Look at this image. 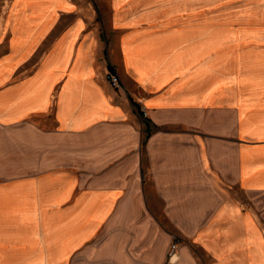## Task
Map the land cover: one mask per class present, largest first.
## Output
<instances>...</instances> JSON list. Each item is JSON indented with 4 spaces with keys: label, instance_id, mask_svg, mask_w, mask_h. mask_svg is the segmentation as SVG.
<instances>
[{
    "label": "crops",
    "instance_id": "obj_1",
    "mask_svg": "<svg viewBox=\"0 0 264 264\" xmlns=\"http://www.w3.org/2000/svg\"><path fill=\"white\" fill-rule=\"evenodd\" d=\"M104 1L10 0L0 264H264V22Z\"/></svg>",
    "mask_w": 264,
    "mask_h": 264
},
{
    "label": "rangeland",
    "instance_id": "obj_2",
    "mask_svg": "<svg viewBox=\"0 0 264 264\" xmlns=\"http://www.w3.org/2000/svg\"><path fill=\"white\" fill-rule=\"evenodd\" d=\"M92 1V0H86ZM103 4H105V1ZM158 1V0H157ZM164 1V0H163ZM175 9V16L189 30L219 32L229 38L236 24L252 21L264 22V13L256 10L252 0H166ZM10 0H0V33L2 31ZM1 36V35H0ZM2 37H0L1 39ZM240 199H243L239 196Z\"/></svg>",
    "mask_w": 264,
    "mask_h": 264
},
{
    "label": "built area",
    "instance_id": "obj_3",
    "mask_svg": "<svg viewBox=\"0 0 264 264\" xmlns=\"http://www.w3.org/2000/svg\"><path fill=\"white\" fill-rule=\"evenodd\" d=\"M106 80L112 88H118L119 87L118 78L116 76H114L112 74H107ZM175 250H176V244L171 243L168 247V250H167V258L169 260L173 257Z\"/></svg>",
    "mask_w": 264,
    "mask_h": 264
}]
</instances>
